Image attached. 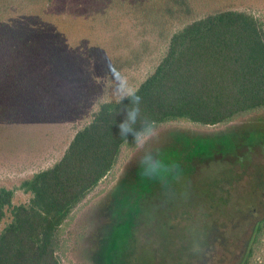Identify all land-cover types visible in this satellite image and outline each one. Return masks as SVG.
<instances>
[{
    "label": "trees",
    "instance_id": "16d2710c",
    "mask_svg": "<svg viewBox=\"0 0 264 264\" xmlns=\"http://www.w3.org/2000/svg\"><path fill=\"white\" fill-rule=\"evenodd\" d=\"M148 27L161 37L159 54L137 69L144 57L125 55L139 51L132 32ZM112 69L139 90V103L122 98ZM262 111L264 0H0V129L38 134L43 155L66 142L21 181L28 203L15 205L14 191L0 187V264H61L67 235L77 250L74 209L123 147L163 125L213 130ZM10 152L0 141L1 168L36 153Z\"/></svg>",
    "mask_w": 264,
    "mask_h": 264
},
{
    "label": "rangeland",
    "instance_id": "374dc122",
    "mask_svg": "<svg viewBox=\"0 0 264 264\" xmlns=\"http://www.w3.org/2000/svg\"><path fill=\"white\" fill-rule=\"evenodd\" d=\"M131 38L139 51L125 58L143 56L137 69L159 54L161 37L151 27ZM170 127L121 149L113 170L74 209L81 241L72 250L65 236L61 264H229V252L264 219V111L213 130ZM17 130L0 129L8 152L36 153L0 167V187L14 191L15 205L30 199L21 181L51 165L65 145L62 138L56 151L38 154V134L23 138ZM245 264H264V226Z\"/></svg>",
    "mask_w": 264,
    "mask_h": 264
},
{
    "label": "clouds",
    "instance_id": "9594fccd",
    "mask_svg": "<svg viewBox=\"0 0 264 264\" xmlns=\"http://www.w3.org/2000/svg\"><path fill=\"white\" fill-rule=\"evenodd\" d=\"M111 74L118 81V91L122 94V98L130 97L134 102L139 103L141 99V97L137 94L139 90L129 85L127 77L121 76L119 69H112ZM136 115H137L136 109L130 110L127 114V119L118 125L121 136H127L132 131V129L129 126V122L134 123L136 120ZM136 135L137 138L139 139V137L142 134L136 133Z\"/></svg>",
    "mask_w": 264,
    "mask_h": 264
},
{
    "label": "flooded vegetation",
    "instance_id": "af4514ba",
    "mask_svg": "<svg viewBox=\"0 0 264 264\" xmlns=\"http://www.w3.org/2000/svg\"><path fill=\"white\" fill-rule=\"evenodd\" d=\"M264 226V219L256 220L253 224L251 232L249 234V238L244 242L242 246H235L229 252L228 260L225 261L227 263H234V264H245L247 259V254L251 252V248L253 247V243L256 241V238L261 233V230ZM217 253H213L211 255L212 258H216Z\"/></svg>",
    "mask_w": 264,
    "mask_h": 264
}]
</instances>
